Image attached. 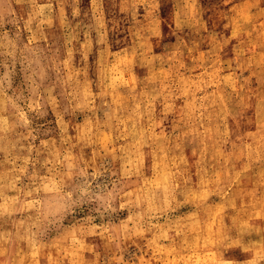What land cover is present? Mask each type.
<instances>
[{
	"label": "rangeland",
	"instance_id": "rangeland-1",
	"mask_svg": "<svg viewBox=\"0 0 264 264\" xmlns=\"http://www.w3.org/2000/svg\"><path fill=\"white\" fill-rule=\"evenodd\" d=\"M251 128L264 0H0V264H264Z\"/></svg>",
	"mask_w": 264,
	"mask_h": 264
},
{
	"label": "bare ground",
	"instance_id": "bare-ground-1",
	"mask_svg": "<svg viewBox=\"0 0 264 264\" xmlns=\"http://www.w3.org/2000/svg\"><path fill=\"white\" fill-rule=\"evenodd\" d=\"M263 9V8H262ZM211 20H213L214 21V19L212 18ZM215 22V21H214ZM205 36V35H204ZM261 55V57L263 58V55H262V53L260 54ZM263 70V67H261V71ZM230 115V114H229ZM232 117V116H231ZM243 118L244 119H250L251 118V121H252V118H254V116L252 117H245V116H243ZM255 118H258L257 116H255ZM230 120V119H229ZM259 121V119H257L256 120V122H258ZM230 123V122H229ZM232 123V122H231ZM230 123V124H231ZM254 135H258V136H264V128H260V129H253V128H251L250 130H248V132H247V137L250 139V141H251V143H253L254 142V140L252 139L253 137L252 136H254ZM252 137V138H251ZM254 138H255V136H254ZM261 138V137H260ZM264 145V144H263Z\"/></svg>",
	"mask_w": 264,
	"mask_h": 264
}]
</instances>
